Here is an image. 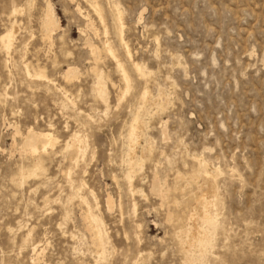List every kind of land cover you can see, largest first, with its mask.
<instances>
[{
  "label": "rangeland",
  "instance_id": "rangeland-1",
  "mask_svg": "<svg viewBox=\"0 0 264 264\" xmlns=\"http://www.w3.org/2000/svg\"><path fill=\"white\" fill-rule=\"evenodd\" d=\"M14 21L9 55L0 42V264H264V0H0V34ZM30 130L57 142L23 152ZM198 158L217 176L192 179Z\"/></svg>",
  "mask_w": 264,
  "mask_h": 264
},
{
  "label": "bare ground",
  "instance_id": "bare-ground-1",
  "mask_svg": "<svg viewBox=\"0 0 264 264\" xmlns=\"http://www.w3.org/2000/svg\"><path fill=\"white\" fill-rule=\"evenodd\" d=\"M92 5V4H91ZM50 6V5H49ZM93 6V5H92ZM97 6V5H96ZM98 9V7H97ZM96 9V10H97ZM15 11H19V9H14ZM47 11V10H46ZM45 11V12H46ZM45 14V13H44ZM48 16V20H47V27H48V30L47 32L44 34L46 37L50 38L52 33V30H54L52 28L53 25H55L54 23V18L53 16L48 13L47 14ZM55 16V15H54ZM121 17V16H120ZM119 19V18H117ZM89 19H87L88 21ZM116 20V18H115ZM120 21V19H119ZM122 23V22H121ZM89 24V23H88ZM59 26V25H58ZM15 27H16V21H14L12 24H11V27L6 29L5 32L1 33L0 34V42H1V46L2 48L4 49V51L6 52L7 55L10 54L11 52V49L13 48V43H14V37H15ZM91 27V25H90ZM122 28V27H121ZM42 31V30H41ZM120 31V29H119ZM56 32V31H55ZM42 35V36H44ZM53 36V35H52ZM122 39V38H121ZM108 41V40H107ZM104 42L105 43V49L107 51H109L110 53H112L111 55L115 56V54L113 53V49H111L110 45L108 44V42ZM123 41H121L122 43ZM123 45V44H122ZM125 45V50H126V53L131 55L130 54V50L128 48V45L127 43L125 42L124 43ZM94 47V46H93ZM92 47V48H93ZM94 50V49H93ZM92 53V52H91ZM98 53V52H97ZM94 54V53H93ZM130 58V57H129ZM119 61V60H117ZM120 65V63H118ZM137 67V71L141 69L142 67H139V65H137L136 63H134ZM133 64V65H134ZM132 65V66H133ZM26 69H27V73L29 74V76H35L37 78H46V75L44 74L43 71L41 70H36V69H33L31 70L29 67H28V64L25 65ZM122 66V65H121ZM26 69H25V72H26ZM74 69V68H73ZM71 70V69H70ZM94 70H95V73L98 74V71H97V67H94ZM73 71V70H72ZM122 77H123V80L125 81V84H126V88L128 89L129 88V82H130V79H129V76L128 74L125 72V70L123 69L122 71ZM143 74V72H142ZM65 77L67 79L70 78L71 75L68 74V71L65 72ZM73 75V74H72ZM75 76V75H74ZM147 91V90H146ZM147 95V92L144 93V95L142 96V98L146 97ZM148 96V95H147ZM141 97V96H140ZM148 99V98H147ZM143 102V101H141ZM137 121V120H136ZM133 123V122H132ZM137 124V123H136ZM136 127V126H134ZM135 129V128H134ZM134 129L131 130L130 132V139L131 141L129 140L128 142L131 143L132 147H131V150L134 151L135 147H134V144L136 142V140L138 139V135H137V131H135ZM130 130V129H129ZM164 133V132H163ZM165 134V133H164ZM129 136V135H128ZM83 137H81V134H78V132L76 133H73L72 136L70 137V141H71V144L69 143V145H71V147H81L82 145V140ZM57 142V138L56 136H54L52 134V132L50 131H41V132H36V131H33V130H30L27 135L25 136V140H24V148H23V152L24 151H27L29 152L30 154L32 155H37L39 153V148L44 151V152H47L48 150V147L50 146H53L55 143ZM130 145V144H129ZM136 145V144H135ZM23 147V146H22ZM80 149V148H79ZM25 152V153H27ZM24 153V154H25ZM134 154V153H133ZM23 155V154H22ZM131 156V155H130ZM31 157V156H30ZM134 157V156H133ZM196 162L198 164V168L197 170L194 172V177L192 179H194L195 177L197 178L198 175H200L202 172L203 174H205L206 176H215L216 174H213L212 172L208 171L207 168L205 167V161L202 159V158H198L196 159ZM44 168V165H43V158L42 156L39 154L37 156V158L34 160L33 164L31 165V167H24L23 165L19 166V169H18V176H19V179L21 180L20 183L24 182L26 177H29V176H36L40 173L41 170H43ZM218 171V170H217ZM217 171L215 173H217ZM205 176V177H206ZM217 176V175H216ZM208 178V177H206ZM210 178V177H209ZM214 178V177H213ZM210 180V179H209ZM215 180V178H214ZM194 181V180H193ZM213 182V181H212ZM211 183V182H210ZM210 190H208V192H201L202 194L201 195H198L196 196V200H197V203L199 205V208L201 210V216L203 217V219L205 220V218H207V216L209 215V211H210V208L215 206L216 203H215V199H214V196L213 198L210 197V195H208ZM211 194V193H210ZM107 203L108 205L110 206L111 205V201L110 199L107 200ZM90 215V214H89ZM194 215V214H193ZM199 216V215H198ZM200 217V218H202ZM94 219V218H93ZM210 220V219H208ZM207 221V219H206ZM205 221V222H206ZM97 224V223H96ZM96 224H95V227H96ZM97 228V227H96ZM99 231L98 228L96 229V232L95 234H97V236L99 237V240L101 241V235L99 234ZM197 233V232H196ZM94 235V234H93ZM195 235V233H194ZM94 240L97 239L96 235H94ZM98 240V242H99ZM97 241V240H96ZM97 242V243H98ZM102 242V241H101ZM100 245V244H99ZM99 250V249H98ZM103 250V249H102ZM40 251L38 249L37 246L34 245L33 247V255L35 256L33 258L34 261H37L39 259V255H40Z\"/></svg>",
  "mask_w": 264,
  "mask_h": 264
}]
</instances>
